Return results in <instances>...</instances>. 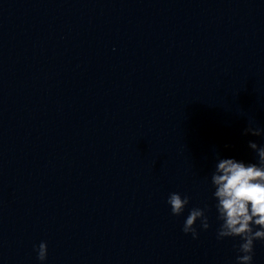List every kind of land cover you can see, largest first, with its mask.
Here are the masks:
<instances>
[{
  "label": "water",
  "instance_id": "1",
  "mask_svg": "<svg viewBox=\"0 0 264 264\" xmlns=\"http://www.w3.org/2000/svg\"><path fill=\"white\" fill-rule=\"evenodd\" d=\"M250 121L264 0H0V264H237L211 174L257 162Z\"/></svg>",
  "mask_w": 264,
  "mask_h": 264
},
{
  "label": "clouds",
  "instance_id": "2",
  "mask_svg": "<svg viewBox=\"0 0 264 264\" xmlns=\"http://www.w3.org/2000/svg\"><path fill=\"white\" fill-rule=\"evenodd\" d=\"M244 134L264 136V128L253 127L247 123ZM248 146L254 150L257 162L245 163L234 158L218 159L215 170L211 174L212 193L216 200L215 209L217 220V239L225 237H239L240 243L236 256L237 264H252L254 241H264V145L249 141ZM166 203L173 215L183 213L189 203L187 195L178 192L169 193ZM207 207V206H205ZM199 219L200 227H209L205 209L193 207L184 220L182 231L191 233L195 239L198 236L195 222ZM37 259L44 261L47 257L46 242L41 241L35 248Z\"/></svg>",
  "mask_w": 264,
  "mask_h": 264
}]
</instances>
